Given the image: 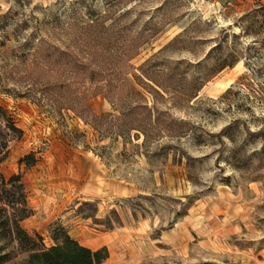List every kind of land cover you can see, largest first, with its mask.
Masks as SVG:
<instances>
[{
	"label": "rangeland",
	"instance_id": "1",
	"mask_svg": "<svg viewBox=\"0 0 264 264\" xmlns=\"http://www.w3.org/2000/svg\"><path fill=\"white\" fill-rule=\"evenodd\" d=\"M98 16L117 22L118 47L140 51L105 81L143 90L134 75L151 56L177 83L191 81L221 40L241 58L192 100L158 97L146 141L136 130L123 137L114 96L88 100L91 114L111 113L98 120L62 106L94 88L70 57L104 65L83 29ZM0 74V172L22 175L33 209L22 224L46 246L63 225L82 241L112 233L136 264H264V0H0ZM12 246L2 264H24Z\"/></svg>",
	"mask_w": 264,
	"mask_h": 264
},
{
	"label": "trees",
	"instance_id": "2",
	"mask_svg": "<svg viewBox=\"0 0 264 264\" xmlns=\"http://www.w3.org/2000/svg\"><path fill=\"white\" fill-rule=\"evenodd\" d=\"M107 18L108 16L101 18L98 16L87 22L83 27L85 36L90 37L98 43V50L95 49L92 53V62L98 65V62L101 63L99 61L100 58H104V65L101 63L97 68H91L87 63L77 64L76 58L74 56L70 57L72 66L74 68L81 67L80 69H84V73H87L88 78L92 80L94 88L91 96L74 97V99L62 97V99L68 102H75L66 103L64 101L62 102V106L63 108L72 109L74 112L81 114V117L86 120H88V117H91L93 120H98L109 116L111 113H103L101 116L91 114L90 107L87 103L88 100L94 96L103 94L108 100L114 103V96L115 99L123 102L121 110L119 109V118L117 117L124 124V128L120 131V135L123 137H125V134H131L133 130H136L137 139L143 134L146 141L149 137L147 130L149 127L155 128L156 123L160 120L158 114L159 108L155 102L158 97L164 99L166 95L173 93L179 94L181 99L192 100L198 95L199 91L209 79L225 68L233 67L241 58L233 50L226 51L223 48L225 41L221 40L213 48V52L217 51L218 57L214 58L212 65L207 67L202 75L194 77L191 81H187L186 79V81L177 83L179 79H176L175 74L166 73L165 69H162L161 63L155 61L152 56L138 67L142 71V74L139 75L136 73L134 75L135 80L143 87V90L138 89L127 78H122L119 81H105L107 80L105 72L108 67L114 68L120 62L119 67L126 68V66L130 65L129 61L140 53L139 47H135L132 43L126 45L124 42L123 48L118 47L122 38L121 30L118 28L116 21L107 24ZM169 45L170 43L167 47ZM103 50L108 51V55L107 53L103 54ZM50 54L51 58L55 57V53ZM126 72L127 74L129 73L128 71ZM179 84L181 85L179 86ZM1 86L2 76L0 74ZM56 87L57 84L53 86V88ZM150 98L154 99L153 106L149 104ZM0 112L5 113L1 106ZM11 126L16 128L13 124ZM29 158L31 157L27 156L23 158L22 162L27 161L26 163L28 165H33L35 162H29ZM32 214L33 209L28 205L22 175L13 174L7 180L0 172V264L6 262L11 257L13 244H16L18 250L27 254L24 264H102L109 257L107 247L93 250L72 237L63 225L60 226L63 231V236L59 237L56 233L53 234L52 238L55 243L51 246H46L41 234H30L22 224ZM193 264L219 263L203 261Z\"/></svg>",
	"mask_w": 264,
	"mask_h": 264
},
{
	"label": "crops",
	"instance_id": "3",
	"mask_svg": "<svg viewBox=\"0 0 264 264\" xmlns=\"http://www.w3.org/2000/svg\"><path fill=\"white\" fill-rule=\"evenodd\" d=\"M72 237L77 239L81 244L87 247H90L93 250L107 247L109 250V257L102 264H136V263H133L134 257L125 258L123 257V253L118 252L117 248L119 247V241L116 240V237L112 233L98 232V230H96V231H93L90 237L85 236V239L86 240L88 239L87 241L80 240L78 236L73 235ZM148 245L149 247H151L150 249H153V246H152L153 241L152 243H148ZM154 252H155L154 250L151 252L146 251V253L142 255V258L147 257L148 256L147 254H150V253L153 254ZM154 254H156V252ZM162 264H166V263H162ZM179 264H183V263H179Z\"/></svg>",
	"mask_w": 264,
	"mask_h": 264
}]
</instances>
